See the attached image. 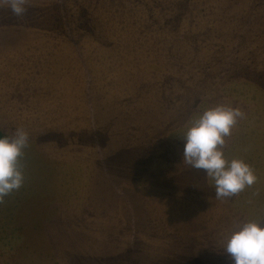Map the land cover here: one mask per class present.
<instances>
[{
    "label": "rangeland",
    "instance_id": "374dc122",
    "mask_svg": "<svg viewBox=\"0 0 264 264\" xmlns=\"http://www.w3.org/2000/svg\"><path fill=\"white\" fill-rule=\"evenodd\" d=\"M26 7H0V130L29 133L23 186L0 204V264H234L219 234L264 214V0ZM42 67L62 90L43 94ZM218 104L244 111L226 155L258 177L224 201L183 160L187 122Z\"/></svg>",
    "mask_w": 264,
    "mask_h": 264
},
{
    "label": "clouds",
    "instance_id": "9594fccd",
    "mask_svg": "<svg viewBox=\"0 0 264 264\" xmlns=\"http://www.w3.org/2000/svg\"><path fill=\"white\" fill-rule=\"evenodd\" d=\"M28 2L0 0V7H9L14 16L21 17L27 11ZM244 117L240 107L218 104L190 119L182 134L186 141L184 164L206 172L217 200L238 197L258 179L253 167L243 158L226 155L232 129ZM28 146L29 133L23 128L16 129L11 136H0V204L23 186L21 158ZM218 243L234 264H264V214L234 218L231 226L219 234Z\"/></svg>",
    "mask_w": 264,
    "mask_h": 264
},
{
    "label": "crops",
    "instance_id": "0c3cea01",
    "mask_svg": "<svg viewBox=\"0 0 264 264\" xmlns=\"http://www.w3.org/2000/svg\"><path fill=\"white\" fill-rule=\"evenodd\" d=\"M7 37H16L17 38V40H18V36H16V35H8ZM51 68H44V67H42V70H41V72H40V78H42V76L43 75H41L43 72H45V76L47 77V78H49V79H47V80H44V81H42V80H36V83H39V84H41V86H42V89H43V94H44V91H45V88L46 87H48V88H50V91L51 90H54V91H56V90H62L63 88L60 86V84H59V82H49V80H50V76L52 77V76H54V75H57V76H59L60 74H61V72H58L57 70H50ZM49 70L51 71V72H49ZM52 80H53V78H51ZM31 80H34V79H32L31 78ZM17 83V82H16ZM55 84L56 85V87H53L51 84ZM14 84V83H13ZM27 85V91H28V89H29V85L28 84H24V85H22V86H26ZM60 86V87H59ZM17 87H19V89L18 90H13V91H8V92H6V93H4V96H5V98H6V101L9 103V104H11L13 101H15V100H17V98H18V95H19V92H20V90H21V86H20V84L19 83H17ZM57 92V91H56ZM18 94V95H17ZM31 93H28L27 92V94L25 95L26 96V99H28L31 95H30ZM42 94V95H43ZM32 97V96H31ZM36 101H37V99H36ZM36 101H33V103L35 104V105H38L37 104V102ZM41 104H40V106H43V107H48V101H46L45 99H44V97L41 99ZM24 102H25V100H24ZM19 103L21 104V102L20 101H18L17 102V104L19 105ZM17 104H16V106H17ZM62 104H65L64 102H61V103H58V102H55L54 103V107H59V106H61ZM67 104V103H66ZM51 106H52V103H51ZM57 114L58 115H60L61 114V111L60 110H57Z\"/></svg>",
    "mask_w": 264,
    "mask_h": 264
},
{
    "label": "trees",
    "instance_id": "16d2710c",
    "mask_svg": "<svg viewBox=\"0 0 264 264\" xmlns=\"http://www.w3.org/2000/svg\"><path fill=\"white\" fill-rule=\"evenodd\" d=\"M6 135L5 133H3L1 130H0V136H4Z\"/></svg>",
    "mask_w": 264,
    "mask_h": 264
}]
</instances>
